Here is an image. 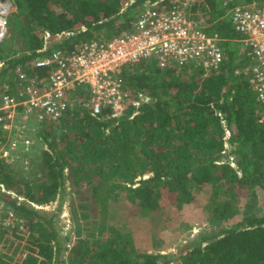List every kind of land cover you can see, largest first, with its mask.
I'll use <instances>...</instances> for the list:
<instances>
[{"label":"trees","instance_id":"obj_1","mask_svg":"<svg viewBox=\"0 0 264 264\" xmlns=\"http://www.w3.org/2000/svg\"><path fill=\"white\" fill-rule=\"evenodd\" d=\"M11 1L8 36L0 43V87L8 81L13 86L17 68L28 69L37 57L122 35L158 0ZM253 1L264 2L199 0L206 31L224 38L225 60L217 71L204 78L202 70L162 69L151 59L124 65L119 73L124 89L134 100L145 93L149 101L128 103L118 117L93 118L81 107L68 112L60 134L49 129L44 135L48 150L37 181L25 180L0 158V200L23 221L0 229V242L26 236L30 253L21 264H39V257L45 264H264L263 108L246 74L243 36L231 18L234 6ZM49 70L29 73L43 78ZM67 183L85 185L104 209L122 203L151 222L167 204L183 208L198 190L208 189L212 229L183 245L178 262L169 258L173 253L132 248L115 225L103 236L104 223L98 229L103 237L80 238L68 249L56 211L37 207L58 196L62 201ZM242 196L248 199L237 212ZM13 259L0 255V264H19Z\"/></svg>","mask_w":264,"mask_h":264},{"label":"built area","instance_id":"obj_2","mask_svg":"<svg viewBox=\"0 0 264 264\" xmlns=\"http://www.w3.org/2000/svg\"><path fill=\"white\" fill-rule=\"evenodd\" d=\"M199 0H158L149 4L133 21L131 29L109 40H89L71 50H54L29 62L28 69L18 67L14 86L0 87V158L11 162L22 158L29 162L32 140L25 129H51L68 112L81 107L93 118L118 117L128 103L138 105L150 96L137 93L132 99L124 89L119 73L124 65L155 60L162 69L191 73L202 70L204 76L224 63V38L206 31V22L194 7ZM1 8V7H0ZM233 25L249 59L250 77L264 119V3L236 5L231 10ZM8 30V19L0 11V43ZM49 34L45 35V40ZM3 62L0 63V67ZM49 67L39 78L33 68ZM32 68V69H30ZM105 109L109 114H105ZM3 190H5L3 188ZM38 208H41L37 205ZM23 221L0 200V229ZM30 252L23 253L21 261ZM39 257V264H45Z\"/></svg>","mask_w":264,"mask_h":264},{"label":"rangeland","instance_id":"obj_3","mask_svg":"<svg viewBox=\"0 0 264 264\" xmlns=\"http://www.w3.org/2000/svg\"><path fill=\"white\" fill-rule=\"evenodd\" d=\"M0 0V7H2ZM0 8L8 17L14 8ZM8 35L6 34L3 41ZM61 36H57L60 38ZM2 41V42H3ZM1 42V43H2ZM47 40L46 44H49ZM12 45V44H9ZM60 122L51 131L46 128L34 129L33 123L29 122L25 132L31 137L33 142L32 152L29 162L26 163L22 158L9 162L10 167L27 181H37L42 173L40 163L42 153L48 150L47 143L44 141L46 131L52 135H58L62 129ZM244 196V195H243ZM242 196V197H243ZM60 197H62L60 195ZM209 190H198L194 202L185 205L183 208H177L174 205L167 204L161 218L151 222L147 217L138 215L134 209L125 204H110L104 209L90 193L86 187H71L67 183L66 191L61 199L58 198L49 204L40 206L42 210L48 212L56 211L57 228L60 236L66 241L68 249L72 247L75 241L80 238H100L108 233L109 226H117L124 229L127 243L132 248L139 251H161L162 253H173L169 258L179 261L181 247L194 238L202 230H211L210 223L211 212L208 205ZM248 197H243L235 203L236 211L239 212L246 204ZM62 204L60 209L59 204ZM59 209V210H57ZM233 219L230 221L232 223ZM105 224L103 236H99V228ZM94 236V237H93ZM26 236L19 238L9 235L0 242V255L13 257L14 263L21 261L23 253L28 249ZM65 257H68V250L64 251ZM22 255V256H21Z\"/></svg>","mask_w":264,"mask_h":264},{"label":"crops","instance_id":"obj_4","mask_svg":"<svg viewBox=\"0 0 264 264\" xmlns=\"http://www.w3.org/2000/svg\"><path fill=\"white\" fill-rule=\"evenodd\" d=\"M251 3H255V4H257V5H259V4H261V3H257L256 1H253V2H251ZM251 3H244V4H237V5H246V4H251ZM264 3V2H263ZM199 4H200V2H199ZM232 10V9H231ZM194 11L195 12H197V11H199V15H202L203 17H204V13L201 11V10H199V9H197V5H196V7H194ZM204 19H205V17H204ZM205 22H206V20H205ZM207 26V25H206ZM205 26V27H206ZM241 42V41H240ZM242 43V42H241ZM242 48L244 49V46H243V44H242ZM0 63H2V61H0ZM182 72H185V71H182ZM203 72V71H202ZM187 74H191V73H188V72H186ZM203 76H204V73H203ZM204 78H205V76H204ZM11 80V79H10ZM16 80V79H15ZM15 80L13 81V86H14V83H15ZM11 81H8V82H5V84L4 85H10L11 87H12V85H11V83H10ZM68 114V113H67ZM62 120V119H61ZM60 120V121H61Z\"/></svg>","mask_w":264,"mask_h":264},{"label":"bare ground","instance_id":"obj_5","mask_svg":"<svg viewBox=\"0 0 264 264\" xmlns=\"http://www.w3.org/2000/svg\"><path fill=\"white\" fill-rule=\"evenodd\" d=\"M2 7L1 8H7V5H10L9 7L12 8L13 3L11 0H2L1 1Z\"/></svg>","mask_w":264,"mask_h":264}]
</instances>
